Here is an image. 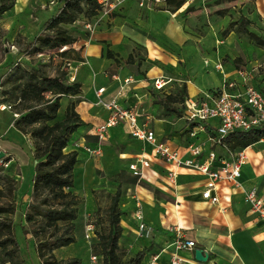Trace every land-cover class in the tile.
Masks as SVG:
<instances>
[{
  "label": "crops",
  "instance_id": "0c3cea01",
  "mask_svg": "<svg viewBox=\"0 0 264 264\" xmlns=\"http://www.w3.org/2000/svg\"><path fill=\"white\" fill-rule=\"evenodd\" d=\"M18 3L19 1L15 0L14 6ZM183 11L184 9L180 8L175 13L152 10V15L158 16L157 22L161 24L162 36L172 47L179 48L192 42L189 38L190 35H194V31L186 29L185 22L179 15ZM87 24L91 26V29L87 28ZM152 25L154 23L141 24L131 20L129 16L124 17L119 14L109 16L107 13L92 17L82 15L73 24L67 25L77 37L73 47L78 49L82 46L80 53L83 57L82 61L74 60L69 63V69H74L75 80L81 83L80 93L73 98L78 100L76 110L85 122L72 134L71 139L77 140L80 144L81 142L95 143V126L103 122L108 115V111L96 103L98 99L96 92L98 88L104 87L101 98L109 100L116 97L123 104L136 110L139 113V123L147 124L158 137L178 149L182 157L189 156L185 150L188 139L203 144L201 160H204L207 152L214 149L210 146L211 142L208 138L216 131L217 120L209 119L203 130L190 138L187 135L190 123L185 116L176 117L173 112L159 116V105L153 103L151 93L146 89L148 79L166 77L168 73L164 67L174 66L175 62L162 43L151 37L155 36L153 30L155 27ZM36 34L28 36L27 39L31 40ZM137 47L145 51L142 59L134 54ZM106 48L113 52V57H106ZM129 54L136 59L134 63L139 70L132 71L128 67V64L131 65V61H127ZM11 55L17 56L15 62H25L27 59L19 51H11ZM8 57L9 55H5L0 61V67L7 66L2 73L8 69ZM145 64L146 68H144ZM127 77L132 80L124 84L123 80ZM214 78L219 81L218 77ZM224 78L221 77L219 86ZM180 80L186 83L187 99H197L208 92L205 91L206 83L202 81L197 82L192 77ZM120 85L123 86L122 89ZM243 89L242 87L241 90ZM68 100L67 96L60 99L58 117H62L61 112L62 110L64 112ZM12 116L13 113L8 107L0 105V147L10 159V165L14 161L17 163L20 154H24V141L28 140L25 134L12 125ZM1 140H4V143H1ZM72 141L66 149L78 152L79 163H76L74 167L75 180L72 190L84 198L83 212H87L86 214H90L96 208L91 191L89 193L87 191V188L89 189L99 179L95 173V167L102 163L100 158L105 150L115 149V145L118 144L126 150V154L132 155L128 164L140 154L149 160L150 165L144 168L142 180L156 187L158 194L162 196L161 201L159 200L161 197L156 198L162 204H156L153 207L156 219L160 221L163 218L167 226L178 224L186 237L195 241L196 246L193 249L179 251V255L186 259L183 264H264V226L250 211L243 198L244 190L255 188L264 199V139L244 148L245 162L241 165L239 177L241 187L237 188L230 183H219L216 191L219 199L217 204H212L201 196L207 179L206 174L191 168L179 167L176 177L171 181L167 173L174 167L155 156L151 144L131 137L126 122L109 128L99 157H90L83 149H75ZM217 147L214 150L218 154L228 155L231 152L225 147ZM20 161L21 164L24 161L23 158L20 157ZM162 163L167 168H164ZM15 169L16 164L13 165L11 172L15 173ZM129 171L131 172L130 169ZM144 176L147 179H144ZM148 192L154 197L153 191L148 190ZM13 198L15 199V191ZM130 220L133 226H137L132 215ZM26 224L29 225L28 222ZM164 229L166 230L165 227ZM167 233L169 236L172 235V232ZM165 240H167L166 245L152 256L151 264H168L171 239ZM195 248H201L207 252L208 258L205 262L194 258ZM57 249L54 250V255L58 259L68 257L58 255Z\"/></svg>",
  "mask_w": 264,
  "mask_h": 264
},
{
  "label": "rangeland",
  "instance_id": "374dc122",
  "mask_svg": "<svg viewBox=\"0 0 264 264\" xmlns=\"http://www.w3.org/2000/svg\"><path fill=\"white\" fill-rule=\"evenodd\" d=\"M18 1L16 6H13L0 17V61L5 55H9L8 65L14 62L17 57L12 56L11 51L21 50L25 46L28 36H33L42 30L45 20L57 11L64 0ZM186 7L188 8L186 9ZM153 9L171 12L173 5H168L165 0H121L111 10L107 9L105 12L100 9L98 12V14L107 13L109 16L111 14L129 16L131 20L141 24L154 23L152 26L155 27L153 29L155 36L151 37L162 43L175 62L174 66L167 65L164 67L168 74L165 75L166 77H162L165 85L161 90L156 89L153 85L154 78L147 80L146 89L151 93L152 100L156 96L163 97L165 94L172 93L177 98L175 105L182 108L181 116L183 117L186 100L184 99L183 102L179 100L178 90L182 84L186 83L180 79L192 77L197 82L202 81V83H206L205 91L213 95L219 88L222 76L235 82L234 91L241 90L242 87L245 88L246 83L259 90L264 88V49L249 39L244 31L245 25L240 22V18L243 17L248 21L246 28L264 38V0H186L180 7L184 11L179 15L185 22L186 29L194 31V35H190L191 43L182 47L179 46V48L172 47L166 42L160 31L161 24L157 22L158 16L152 15ZM218 9H226L227 11L225 14L219 15L217 14ZM168 12L165 13L168 14ZM136 49L134 50L135 56L142 59L145 51L138 47ZM24 57L27 58L25 59L26 64L30 62L48 64L47 69L51 74H55L60 67L64 70L69 69L68 60L56 53L39 54L31 57L24 55ZM134 60L136 59L133 58L131 65L128 64L132 71L139 70L136 68ZM218 64H221L222 67H217ZM146 66L145 64L144 68ZM6 67H0V76L4 74L2 72ZM240 72L244 73L245 80H243V75ZM215 76L219 78V81L214 78ZM158 105L160 108L158 115L160 116L164 111L161 109L162 105ZM125 127L127 130V126ZM26 140L24 141V154H20L24 161L20 164L19 157L17 163L14 161L10 168L0 170V175L9 173L16 180L14 199L16 210L12 217L13 232L23 258L21 264H41L36 253L34 237L30 232L32 225L27 226L23 216V212L26 211L29 203L28 198L31 194L35 166L31 144L29 145V141ZM1 143H4V140H1ZM210 146L214 149L218 148L215 144ZM122 153L126 154V150L116 144L115 149L107 148L100 158L102 163L95 167V173L99 179L89 189L87 188L88 193L89 191L92 193L96 208L90 214H86L87 212H83L85 205L83 201L81 215L75 229L76 240L56 250L61 257H77L80 261L79 264H92L90 256L97 254V251L93 250V246L98 245L99 235L106 234L109 229L107 210L110 204V196L116 191L118 185L121 188L118 206L122 212L120 216L122 230L118 239V251L122 254V260L133 257L137 251L145 248L144 257L140 264H151L152 256L166 245L165 241L167 240L165 239H171V243L175 237V234L172 233L169 236L167 233L172 232L170 227L173 224L167 226L163 218L159 221L154 214L153 207L156 204H162L160 203L162 196L158 194V189L133 176L128 168V162L132 155ZM14 164H16V172L12 173ZM163 167L167 168L165 165ZM144 179L147 178L144 176ZM0 188H4L1 179ZM148 190L153 191L154 197L150 196ZM158 197H161L160 201L156 199ZM137 209L144 215L148 232L140 231L138 226H133L130 220L131 215L133 217V213ZM89 222L95 227V235L93 234L91 238L86 239L85 225ZM169 249L172 250L173 248L170 247ZM97 264H101L99 259Z\"/></svg>",
  "mask_w": 264,
  "mask_h": 264
},
{
  "label": "trees",
  "instance_id": "16d2710c",
  "mask_svg": "<svg viewBox=\"0 0 264 264\" xmlns=\"http://www.w3.org/2000/svg\"><path fill=\"white\" fill-rule=\"evenodd\" d=\"M165 1L173 5L171 12H175L186 0ZM14 4L15 0H0V17ZM99 9L97 0H64L57 11L45 20L43 29L27 40L19 52L30 57L56 53L69 63L82 61V46L78 49L73 47L77 37L67 25L73 24L80 15L92 17L98 14ZM226 11L218 9L217 14L223 15ZM240 22L245 25L244 31L249 39L264 49V38L249 31L246 28L248 21L243 17ZM105 55L113 57V52L106 48ZM127 61H133L131 54ZM47 67L48 64L44 62L26 64L24 61H14L9 64L6 72L0 76V105H5L13 113L12 125L27 136L35 159L32 189L24 220L32 225L30 232L34 237L37 256L41 264H79L77 257L58 259L54 250L75 242V229L84 201L72 190L78 152L66 149L72 141V134L85 124L76 110L78 100L73 98L80 93L81 83L77 80L69 82L68 70L60 67L55 74H51ZM178 91L179 100L183 102L188 95L186 84H182ZM260 91L264 94V88ZM63 96L69 100L62 117H58ZM176 101L177 98L170 93L163 97L156 96L153 103L162 105V115L173 112L176 117H180L182 108L175 105ZM261 139H264V123L248 130L229 132L223 138V147L233 152ZM0 179L4 185V188H0V264H21L23 258L13 232L12 217L16 210L13 198L16 180L9 173H2ZM120 196L121 188L118 185L110 196L107 210L108 232L99 235L98 245H94L93 250L97 251L95 255L101 264H140L145 248L127 260H122V254L118 251L122 230V212L118 206Z\"/></svg>",
  "mask_w": 264,
  "mask_h": 264
},
{
  "label": "built area",
  "instance_id": "2783aa9c",
  "mask_svg": "<svg viewBox=\"0 0 264 264\" xmlns=\"http://www.w3.org/2000/svg\"><path fill=\"white\" fill-rule=\"evenodd\" d=\"M100 9L103 11L111 10L121 0H97ZM158 1V0H157ZM99 9V10H100ZM87 28L91 26L87 24ZM217 67H221L220 64ZM243 80H245L244 73ZM75 80L74 69H68V81ZM132 80L124 78L123 83L126 84ZM153 85L156 89H161L165 82L162 77L154 78ZM122 89L123 86L120 85ZM235 82L224 78L215 95L205 92L197 99H186L185 119L193 124L188 128L187 135L194 137L198 131L203 130L209 119L217 120L216 131L208 138L211 145L223 147V138L231 131L248 130L252 127L259 126L264 123V94L251 84H247L243 90H236ZM104 87L98 88L96 92L97 104L103 106L108 115L106 119L95 126L96 141L94 144L74 140L72 144L75 149L81 148L90 157H99L102 154V145L110 127L116 126L121 122H126L129 126V135L139 141L152 145V152L155 156L170 163L174 168L168 171L167 176L172 181L176 177V171L179 167H187L197 170L207 175L206 182L201 191L202 198L208 200L212 204L218 203V195L216 193L219 183H230L239 188L241 165L245 162L244 148L228 155H220L214 149L207 152L204 160H201L203 154V144L196 143L194 140L188 139L185 150L189 156L182 157L179 150L173 147L166 140L158 137L156 132L148 127L145 123H139V113L126 104L119 101L118 98L104 100L101 95ZM120 93V91L118 92ZM10 159L0 147V168H8ZM150 165L149 160L142 154L135 157V160L128 164L132 175L138 180L143 177L144 168ZM243 198L248 204L249 209L263 223L264 226V199L260 196L255 188L244 190ZM134 220L140 231L147 230V224L144 215L139 209L133 213ZM94 225L89 222L85 225V238L89 239L94 234ZM175 237H173L170 247L168 264H183L186 259L179 255L181 250H191L196 246L194 240L189 239L184 234L182 228L178 224L170 227ZM92 264H97L98 257L95 254L90 256Z\"/></svg>",
  "mask_w": 264,
  "mask_h": 264
},
{
  "label": "water",
  "instance_id": "95a60500",
  "mask_svg": "<svg viewBox=\"0 0 264 264\" xmlns=\"http://www.w3.org/2000/svg\"><path fill=\"white\" fill-rule=\"evenodd\" d=\"M194 258L200 262H205L208 258L207 252H205L201 248H195L194 249Z\"/></svg>",
  "mask_w": 264,
  "mask_h": 264
},
{
  "label": "bare ground",
  "instance_id": "6f19581e",
  "mask_svg": "<svg viewBox=\"0 0 264 264\" xmlns=\"http://www.w3.org/2000/svg\"><path fill=\"white\" fill-rule=\"evenodd\" d=\"M78 166H79V165H78ZM78 166H77V167H78ZM78 169H79V168H78ZM76 170H77V169H76Z\"/></svg>",
  "mask_w": 264,
  "mask_h": 264
}]
</instances>
